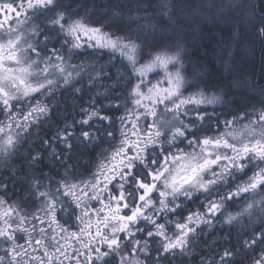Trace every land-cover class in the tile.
<instances>
[{"label": "snow or ice", "instance_id": "1", "mask_svg": "<svg viewBox=\"0 0 264 264\" xmlns=\"http://www.w3.org/2000/svg\"><path fill=\"white\" fill-rule=\"evenodd\" d=\"M164 7V14L168 15L171 21L172 16L167 13V6ZM247 7L253 18L257 16L258 11L256 35L264 42V0H255ZM69 10L70 5L65 6L62 0H11L9 3L0 4V11L4 12V19L0 20V30L4 32V36L0 37V105L8 117L7 123L0 121V153L9 154L18 151V146H22L21 132H14V128L27 132L34 125L39 128L45 119L50 118L51 109L48 104L37 101L30 105L29 111L25 114L16 111V106L11 101H18L21 96L29 97L33 93L51 96L53 86L59 83V80L52 79L51 76L59 74V79L64 85H70L73 77V72L68 71L65 55L55 47L50 50L47 48L49 40L56 37H50L47 32H42L39 25L30 35L25 34L21 25L28 24L33 18L46 16L51 29L66 37L62 47L81 48L83 45L80 40L83 34L89 41H94L96 47L119 51L137 77V83L132 85L130 90L134 108L127 109L129 114L127 118H119L122 125L125 119H128L131 127L122 126L120 131L123 138L113 148L111 155L105 158L107 163H101L97 173H94L90 180L81 181L83 188L80 191L88 200L81 201V198L76 196L79 185L69 184L65 180L58 182L59 186L55 191H39L43 174L40 178L33 177L31 184L39 196L44 198L43 206L39 210L43 211L46 217H50V228L56 225L61 232H68L56 216L58 204L62 210H68V206L61 201V196H72L76 207L81 208L79 215L75 210L71 213L75 220L80 222L78 231L71 232L69 237H65L76 240L84 250L83 252L80 249L75 250L76 264H81L79 260L81 255L85 256L86 264H114V261L116 264H144L139 259L129 258L127 253L130 250L132 255L143 253L150 256L153 251L150 240L157 243L154 249L155 264H164L165 261L171 264L170 257L187 254L193 241L199 238L197 234L199 225L211 226L212 219L216 218L227 201L243 194L256 193L258 190L264 192V107L254 113L245 112L241 117L225 121L226 125L231 126L237 119L254 115L255 119H249V124L239 134L229 132L217 136H198L197 132L200 129L197 128L196 121H204L205 115L198 114L195 120L185 123L181 119V114L185 116L188 114V105L213 103L219 101L220 97L207 99L203 92L183 96L181 89L185 81L180 69L175 72L169 71V65L175 67L180 63L181 49L172 53L166 49L157 51L151 54V59L141 64L138 59L141 45L136 42L139 37L115 35L104 31L103 27H90L83 18L71 20ZM9 12L15 13L16 27L9 26ZM21 15L24 17L23 20L19 19ZM40 35L44 36L42 47L39 43L30 42V37ZM67 37L72 39L69 40ZM32 54L35 55V59ZM41 63L43 67L40 66ZM156 68L164 70L163 79L154 83L145 79ZM76 75L79 76V72H76ZM165 84L167 86H163ZM80 91V88L75 89L77 93ZM159 105H164L165 113H172V121L177 123L162 119L158 123L154 119L152 124L142 130L138 123L140 118L142 116L158 118ZM141 108L144 109L143 112L138 111ZM81 112L85 114V118L66 123L55 136L42 140L43 145L51 148L50 154L53 157L65 156V151L70 152L74 147L73 140L80 143L95 142L98 137L90 125L94 118L110 123L113 121L110 116H101L95 108H81ZM132 116L135 119H132ZM77 124L80 125L79 129L76 127ZM84 126H88V129ZM106 135L114 138L112 131H106ZM188 136L191 137L187 140L188 146L199 149L198 151L185 152L183 149H177L175 153L170 151L178 138ZM54 141L63 144L64 150L58 153ZM27 158L32 162L29 166L35 167L40 156L39 153L33 155L29 151ZM66 158L70 159V156ZM64 166L67 171V165ZM246 170H252V175L248 176L246 181L237 183L234 191L221 193L218 190L221 185H226L229 179L235 180L238 173L247 175ZM114 182L117 192L112 194L108 186ZM126 185H129L131 190H126ZM0 189L6 190L7 185L0 183ZM85 189H90L95 194L88 196ZM101 191L109 192L107 203L101 199L99 195ZM154 192L158 193V199L152 198ZM195 193L205 196L206 202L201 205L205 210L190 212L187 216L181 217L179 213L183 208L177 201L181 196L191 200ZM91 200H96L102 207L91 209L88 203ZM5 204L7 201L0 196V205ZM257 204L261 212H264V199L259 202L251 201L242 212L229 214L223 222L233 225L245 213L251 215V210ZM90 210L98 217L95 224L92 222ZM14 214H18L17 208L9 206L0 216L4 223V226L0 227V238L11 244L4 249L5 256H0V264H4L5 258H8L9 264H21V255H28L24 245L17 243L23 237L16 236V231L27 230L20 229L19 225L13 229L14 221L5 219ZM171 217L176 219L173 220ZM33 218L40 219L35 214ZM26 219V214L20 216V223ZM160 219H163L164 223H160ZM140 221L151 225V229L139 227ZM40 223L44 221L40 220ZM169 225L174 228L171 235ZM40 232L43 234L45 229L41 228ZM138 233H144L145 238L137 239ZM228 235L231 236V233ZM25 243L29 246L45 247L42 239H29ZM61 248L63 245L57 247L56 252H60ZM241 252L245 253L248 264H264V221L259 229L254 228L251 234L246 233L236 245L224 248L217 264H239L236 257ZM249 252L255 255H247ZM44 255L47 257V264H52L53 257L49 255L47 248ZM34 259H38L39 264H45L42 258Z\"/></svg>", "mask_w": 264, "mask_h": 264}, {"label": "trees", "instance_id": "2", "mask_svg": "<svg viewBox=\"0 0 264 264\" xmlns=\"http://www.w3.org/2000/svg\"><path fill=\"white\" fill-rule=\"evenodd\" d=\"M255 18L256 24H258V11ZM203 30L178 33L170 31L156 35L153 39L161 47H168V44L173 45L174 43L182 45L187 56L186 59L195 61L197 68L200 69L209 84L214 87H222L226 79L222 77L220 70L215 66L213 46H215L216 40L209 35L203 34ZM259 41L261 40L258 38L257 45H259ZM257 73L264 85V48H255L254 50L251 75L254 76ZM132 83L133 75L127 64L122 61H109L106 66H103L95 74L88 75L86 79L78 78L72 85L55 86L51 96L42 94L34 97L35 99L38 98L41 104L49 105L51 109L50 118L45 119L39 128L34 125L29 129L27 134L21 135L22 146H18V151H14L11 158L5 164H0V183L7 185L6 190L0 189V196L6 201L12 198L15 200V203H18V215L14 219L15 225L13 224V229H16L17 225H19L20 229L27 230L26 232L16 231L17 237H23L17 243L24 245V248L28 252V255H21V264H39V260L34 258H42L45 264H47V257L44 255L45 248H47L49 255L53 257L52 264H76V258L74 257L75 250L80 249L81 252L84 251L76 240L72 238L65 239V237L70 236L71 232L78 231L80 223L71 214L73 210H75L77 215L81 212V208H77L73 202L74 198L72 196L60 197L61 201L68 206L67 211L62 210L59 204L57 205V219L64 228L68 229V232H61L60 228L56 225H52L50 228V217H46L44 212L39 210L43 206L44 198L40 197L38 191L32 188L31 181L33 177L40 178L43 174V179L40 180L39 191H55L59 186L58 182L61 180H65L69 184H77L79 188L76 190V196L80 197L81 201H87L88 197L83 196L80 191L83 188L81 181L90 180L93 174L97 173L100 164L107 163L105 158L111 155L113 148L123 138L120 131L122 126L131 127L128 119H125L122 125L119 118H127L129 115L127 109L134 108L130 97ZM76 88H80L81 91L75 92ZM82 102H84V108H95L101 116H110L113 118V121L110 123L109 121H101L94 118L90 121V125L91 130L98 137L95 142L80 143L77 140H73L74 147L70 152L65 151V156L53 157L50 154L51 148L43 145L42 140L55 136L57 131L62 129L66 123L85 118V114L80 110ZM77 103H79L78 106ZM131 118L135 119L134 116ZM76 127L79 129L80 125L77 124ZM84 127L88 129V126ZM96 129H99V131H96ZM106 131H112L114 138L107 136ZM53 144L58 153L64 150V145L60 142L54 141ZM29 151L33 155L39 153L40 159L35 164V167L29 166L32 163L27 158ZM68 156H70V159L66 158ZM64 165H67V171ZM108 187L112 194L117 192L115 182ZM125 189L131 190V187L126 185ZM85 191L88 192V196L95 194L90 189H85ZM99 195L107 203L109 192L101 191ZM193 197L191 200L181 198L177 201V203L182 204L183 211L179 213L181 217L187 216L190 212H203L205 210L201 206L202 203L199 201V198L197 196ZM152 198H155L154 193H152ZM88 203L91 209L102 207L96 200L88 201ZM81 207H83V203ZM124 212L126 213L127 210H124ZM25 214L27 215V219L21 224L20 216H24ZM33 214L40 219H34ZM90 216L93 224H95L98 217L91 210ZM171 218L173 220L176 219V217ZM216 219L217 222H215ZM216 219H212L211 226L200 224L197 228L199 238L193 241L187 254H178L175 257H170L171 264H217L219 255L223 249L236 245L237 241L247 233L241 224L234 223L233 225H227L221 219ZM40 220H43L44 223H40ZM159 222L164 223V220L160 219ZM33 226H35V231H33ZM138 226L146 228V230L151 229V225H146L144 221H140ZM41 228L45 229L43 234L40 232ZM93 231H95V228H93ZM172 231H174V228L172 225H169L170 235ZM229 233H231V236L228 235ZM53 236L55 239H52ZM136 238L144 239L145 235L144 233H138ZM29 239H42L45 247L38 245L29 246L25 243ZM158 240L159 238H157ZM61 245H63L61 251L56 252V248ZM10 246V242L1 238L0 256H5L4 249ZM150 247L153 249L150 256L139 253L132 259H139L144 264H155L156 253L154 249L157 247V243L150 240ZM247 255L254 256L255 253L249 252ZM66 257L73 258L68 259ZM83 257L81 255L79 260L81 264H86L85 257ZM236 259L239 264H248L244 252H241ZM4 264H9L8 258H5ZM114 264H116L115 261ZM164 264H169V262L165 261Z\"/></svg>", "mask_w": 264, "mask_h": 264}, {"label": "rangeland", "instance_id": "3", "mask_svg": "<svg viewBox=\"0 0 264 264\" xmlns=\"http://www.w3.org/2000/svg\"><path fill=\"white\" fill-rule=\"evenodd\" d=\"M254 1L255 0H62V3L65 6L70 5L68 14L71 20L83 18L84 22L90 27H103L104 31L114 33L115 35H129L133 38L139 37L136 42L141 45V49L138 53V59L141 64L151 59V54L157 51L166 49L172 53L181 49L180 63H177L175 67L169 65V71L175 72L177 69H180L185 81L184 87L181 89L183 96L187 97L193 93L203 92L207 99L220 97L219 101L213 103L188 105V114L186 116L181 114V119H183L185 123H188L190 120H194L196 109H198L199 114L208 112V114L211 115L215 107L218 105H226V99L229 101L230 111V120L228 117V121L233 120V117H241L245 112L254 113L256 110L264 107V104H262V101H264V85L262 84V80L258 73L254 76L251 75L254 50L255 48H264V42L262 41H259V45H257L258 37L255 29L257 21L256 18L251 16L247 7L249 3H254ZM9 2H11V0H0V4ZM165 5L167 6V13L172 16L171 21L168 19V15L164 14ZM19 19L23 20V15L19 16ZM37 25H39L42 32H47L50 37H56L55 39L49 40L47 48L50 50L55 47L60 50L61 54L65 55L68 71L73 72L70 85L78 78L86 79L88 75L95 74V72L99 71L103 66H106L109 61L124 62L128 65L132 73L131 66L128 64L126 58L120 55L119 51L114 52L109 48L96 47L94 46V41H89L88 37L83 34H81L80 40L83 45L81 48L69 49L68 46L62 47V42L66 37L62 33L57 34L55 30L51 29L48 25L46 16H41L38 19L33 18L28 24L21 25L20 27L25 34L30 35ZM10 26H17L15 13H13ZM153 29H155V31ZM201 29H204L203 34L215 38L216 44L213 46L215 66L226 79L222 87L220 86L216 89H209L204 86L203 79L201 78L203 77V73L197 68L194 60L186 59L187 56L182 45L174 43L173 45L168 44V47H161L157 45L156 40L153 39L156 35H161L170 31L173 33L194 32L200 31ZM2 36H4V32L0 31V37ZM67 39L71 40L72 38L67 37ZM30 42L39 43L42 47L44 36L30 37ZM32 56L35 59V55L32 54ZM69 56L70 59H68ZM40 66L43 67V63H41ZM72 66L76 67L73 68ZM76 72H79V76L76 75ZM164 74L162 68H156L153 72L149 73L145 79L154 83L157 80L163 79ZM132 75L133 83L131 86L137 83V77L133 73ZM50 78L59 80V83L55 84L53 88L57 85H64L63 81L59 79V74H55ZM163 86L167 85L165 84ZM238 90H241L243 93H238ZM36 95L40 96L42 93H33L29 97L21 96L18 101L22 99L29 101L30 97H35ZM16 101L17 100L11 101V103L15 105ZM37 101L38 98H36V102ZM236 101H243V103H236ZM32 103H35V101L33 100ZM0 107V121L7 123L8 117L4 114L3 106L0 105ZM164 108V105L158 106V112L160 114L158 118H153L151 116L145 118L142 116L138 122L141 129H146L152 124L154 119H156L158 123L161 122V119L163 121H172V113H165ZM138 111L143 112L144 109L141 108L138 109ZM249 119H255V116L237 119L231 126L223 123V132L239 134L244 131L245 126L249 124ZM172 123L175 124L177 122L172 121ZM165 126L167 127V124ZM18 131L21 132L20 129L14 132ZM28 132L29 130L21 133V135L27 134ZM190 138V136L178 138L176 144L170 151L173 153H175L177 149H183L185 152L193 150L198 151L199 149H193L188 146L187 140ZM132 139H135V137H132ZM13 152L9 154L0 153V164H5V162L9 160L8 156H12ZM220 187L218 190L221 193L227 192L221 190ZM154 195L155 198L153 199H158V193L154 192ZM193 196H198L201 203L206 202L205 196L200 193H195ZM181 198L184 197L181 196L179 199ZM261 199H264V192L259 190L256 193L243 194L241 197L227 201L221 212L217 213L216 218L224 221L226 215H235L238 212H242L248 202H259ZM14 201L15 200L10 198L9 201L7 200V204L0 205V216L3 215L4 210L9 206L17 208L18 203ZM17 215L18 214H14L5 219H9L10 222H13ZM262 221H264V212H261L260 206L257 204V206L251 210V215L245 213L234 223L243 225L244 229L246 228L245 231L247 234H251L254 228L259 229ZM215 222H217V219ZM3 226V220L0 219V227ZM127 254L131 259L135 256L132 255L131 251Z\"/></svg>", "mask_w": 264, "mask_h": 264}, {"label": "flooded vegetation", "instance_id": "4", "mask_svg": "<svg viewBox=\"0 0 264 264\" xmlns=\"http://www.w3.org/2000/svg\"><path fill=\"white\" fill-rule=\"evenodd\" d=\"M8 15L10 17V22H11L12 21V17H13V13L9 12ZM3 19H4V12L0 11V20H3ZM0 31H3V30H0ZM214 62H215V60H214ZM222 77H224V75H222ZM201 78L203 79V83L205 84L204 86L206 88H209V89L218 88V87H214L211 84H209V82L207 81V79H206V77L204 75ZM237 92L240 93V94L243 93L241 90H238ZM33 100L36 103V99L33 96L30 97L29 101H26V100H23V99L20 100V101H16L15 102L16 111H18V112L22 111L23 113L26 114L29 111L30 105H34L35 104V103H32ZM81 106H82L81 108H84V102L81 103ZM237 106H238V104H237ZM0 111H1V107H0ZM198 114H199L198 113V109H196L194 120L196 119V116ZM202 115H205V120L204 121H198V120L196 121L197 128L200 129V131L197 132L198 136H201V137H203L205 135H207V136H217V135H219L221 133H224L223 132V123H225V121H228V117H229V120H230L229 101L226 99V105H218L217 107H215L214 108V112L211 115H209L208 112H206V113H204ZM16 130L17 129L15 128L14 131H16ZM21 133H22V131H21ZM10 158H11V156H8V159H10ZM250 168H251V166H250ZM217 171H219V169H217ZM246 172H247V175L238 173L236 175L235 180L229 179V182L226 185L221 186L220 189L223 190V191H232V190L234 191L235 190V185L237 183H241L243 181H246L247 177L252 175V170H246Z\"/></svg>", "mask_w": 264, "mask_h": 264}, {"label": "bare ground", "instance_id": "5", "mask_svg": "<svg viewBox=\"0 0 264 264\" xmlns=\"http://www.w3.org/2000/svg\"><path fill=\"white\" fill-rule=\"evenodd\" d=\"M87 5H88V4H87ZM44 17H45V16H44ZM46 30H47V29H46ZM69 52H70V51H69ZM111 53H112V52H111ZM108 55H109V54H108ZM94 66H95V65H94ZM188 66H189V65H188ZM99 76H100V75H99ZM76 81H77V80H76ZM197 81H198V80H197ZM96 83H97V82H96ZM98 83H99V82H98ZM198 83H199V82H198ZM204 85H205V84H204ZM254 85H255V84H254ZM94 87H95V86H94ZM235 91H236V90H235ZM67 94H68V93H67ZM67 94H66V95H67ZM81 96H82V95H81ZM85 96H86V95H85ZM85 96H84V97H85ZM52 100H54V99H52ZM86 100H87V99H86ZM75 101H76V100H75ZM78 104H79V103H77V106H78ZM88 105H89V104H88ZM81 107H82V106H81ZM219 107H220V106H219ZM212 111H213V110H212ZM215 111H216V110H215ZM216 113H217V112H216ZM211 118H212V117H211ZM111 128H112V127H111ZM215 129H216V128H215ZM77 143H78V142H77ZM102 145H103V144H102ZM87 146H88V145H87ZM31 178H32V177H31ZM42 179H43V178H42ZM57 179H58V178H57ZM197 197H198V196H197ZM193 198H194V197H193ZM196 201H197V200H196ZM199 201L201 202V200H199ZM189 208H190V207H189ZM226 216H227V215H226ZM230 227H231V226H230ZM253 227H254V226H253ZM224 228H225V227H224ZM226 229H227V228H226ZM245 229H246V228H245ZM236 232H237V231H236ZM241 232H243V231H241ZM244 234H245V233H244ZM237 237H238V236H237ZM239 237H240V236H239ZM225 245H226V244H225ZM219 246H220V245H219ZM223 246H224V245H223ZM223 246H222V247H223ZM222 247H221V248H222ZM210 248H211V247H210ZM191 250H192V248H191ZM212 250H213V249H212Z\"/></svg>", "mask_w": 264, "mask_h": 264}]
</instances>
